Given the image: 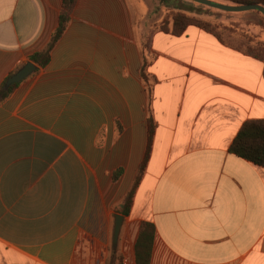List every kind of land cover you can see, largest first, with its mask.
Returning a JSON list of instances; mask_svg holds the SVG:
<instances>
[{"label": "crops", "instance_id": "obj_1", "mask_svg": "<svg viewBox=\"0 0 264 264\" xmlns=\"http://www.w3.org/2000/svg\"><path fill=\"white\" fill-rule=\"evenodd\" d=\"M142 4L77 0L49 63L0 103V264H136L142 222L150 264H264V169L229 153L264 120V64L194 26L147 29ZM61 5L0 0V86L46 47Z\"/></svg>", "mask_w": 264, "mask_h": 264}, {"label": "trees", "instance_id": "obj_2", "mask_svg": "<svg viewBox=\"0 0 264 264\" xmlns=\"http://www.w3.org/2000/svg\"><path fill=\"white\" fill-rule=\"evenodd\" d=\"M61 11L58 17V25L53 32L46 47L35 54H33L29 61L36 65L38 68H44L50 60V53L57 42L60 40L64 32L66 31L70 22V16L77 0H61ZM228 5L243 6V5H259L264 7V0H222ZM167 25V24H165ZM194 26L202 31L213 35L218 41L222 43L221 33L217 31V28L209 23L196 21L184 15H176L172 18V28L163 29V32L170 33L173 36H179L183 31L189 27ZM238 49V48H237ZM241 51L240 49H238ZM244 54L261 61L264 64V60L256 54L254 49H247L241 51ZM19 67L17 70H19ZM141 76L144 82H146L145 65H143ZM264 76V72H263ZM6 82V81H5ZM0 86V103H2L11 94L17 84L12 85L8 90H4V84ZM155 131V125L151 117L147 120V148L141 165L138 168L137 174L133 181V185L127 193L120 214L127 217L130 213L131 206L133 204V197L135 190L140 182V179L145 170V166L150 153V146ZM229 153L246 160L255 166L264 169V120L248 121L242 125L237 135L233 139ZM122 170H117L113 174V181H116L121 175ZM155 238V229L153 225L142 222L139 227V234L135 243V263L136 264H150L151 254L153 248V241ZM116 263L122 264L120 257H116Z\"/></svg>", "mask_w": 264, "mask_h": 264}, {"label": "rangeland", "instance_id": "obj_3", "mask_svg": "<svg viewBox=\"0 0 264 264\" xmlns=\"http://www.w3.org/2000/svg\"><path fill=\"white\" fill-rule=\"evenodd\" d=\"M142 10L136 11L141 26L159 30L172 28V18L184 15L196 21L209 23L221 33L222 43L241 51L254 49L264 60V17L257 11L222 12L188 0H140ZM223 3L222 0H209ZM167 3V5L165 4ZM167 24V25H165ZM147 37L143 46L147 47ZM147 82V78H146Z\"/></svg>", "mask_w": 264, "mask_h": 264}, {"label": "water", "instance_id": "obj_4", "mask_svg": "<svg viewBox=\"0 0 264 264\" xmlns=\"http://www.w3.org/2000/svg\"><path fill=\"white\" fill-rule=\"evenodd\" d=\"M191 2L198 3L208 8H214L222 12H246V11H257L264 17V7L259 5H243V6H235V5H224L223 3L209 1V0H188ZM36 71L35 66L32 63H27L21 69H19L16 73H14L11 77L7 79L4 84L3 89L6 91L12 85L19 84L23 80L27 79L31 74ZM123 224V216L115 215L113 222V232H112V249L113 252H116L119 234L121 231V227Z\"/></svg>", "mask_w": 264, "mask_h": 264}]
</instances>
